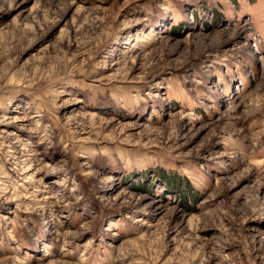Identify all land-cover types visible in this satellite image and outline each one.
Masks as SVG:
<instances>
[{"label": "rangeland", "instance_id": "obj_1", "mask_svg": "<svg viewBox=\"0 0 264 264\" xmlns=\"http://www.w3.org/2000/svg\"><path fill=\"white\" fill-rule=\"evenodd\" d=\"M0 264H264V0H0Z\"/></svg>", "mask_w": 264, "mask_h": 264}]
</instances>
